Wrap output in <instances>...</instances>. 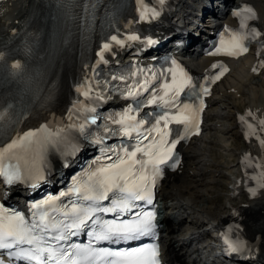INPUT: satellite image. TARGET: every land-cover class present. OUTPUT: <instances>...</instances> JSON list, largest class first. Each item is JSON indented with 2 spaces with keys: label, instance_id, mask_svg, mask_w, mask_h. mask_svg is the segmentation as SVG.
Here are the masks:
<instances>
[{
  "label": "snow or ice",
  "instance_id": "6c2138e0",
  "mask_svg": "<svg viewBox=\"0 0 264 264\" xmlns=\"http://www.w3.org/2000/svg\"><path fill=\"white\" fill-rule=\"evenodd\" d=\"M135 2L143 5L142 9L137 8L140 22L160 16L155 6L149 9L144 0ZM156 2L163 6L166 0ZM85 10H89L87 5ZM233 16L241 18L243 31L225 27L219 44L209 55L238 58L248 51L252 42L259 45L258 58L264 55V31L249 23L258 18L254 9L241 5ZM139 41L149 47L157 43L150 37L142 38L136 33L124 35L119 30L104 38L95 53L96 62L86 66L88 72L75 88L82 99L73 103L66 122L48 121L35 129L18 132L0 113V179L5 185L38 189L52 173L49 157L58 154L63 166L68 167V158L81 151L80 138L97 146L100 153L58 194L31 202L27 215L0 203V264H160L155 243L135 247L100 245H128L145 237L155 239L158 225L154 189L163 174V166L175 169L180 165L176 146L200 134L198 114L206 107L204 97L210 94L211 84L228 69L213 64L212 69L220 71L197 83L172 60L170 67L159 72L133 65L132 70L100 78V66L108 63L106 54ZM4 59L5 53L0 51V61ZM261 68L264 58L259 59L258 67L252 71ZM11 69L19 72L22 64L17 60ZM112 93L131 103L120 111L100 114L97 109ZM182 94L186 100L182 101ZM153 105L155 111L144 112ZM247 117L256 119L251 111ZM247 117H239L246 125L245 138L255 136L264 150V138L256 131L258 127L264 132V119L254 124ZM172 124L182 128L173 129ZM91 126H96L94 133ZM174 134L175 138L169 139ZM112 137L124 139L110 145L107 141ZM245 165L259 169L249 177L257 181L255 187L248 189L254 197L264 189V159L245 157ZM235 230H239V225ZM82 234L87 236L86 243L73 241ZM226 251L243 253L250 251V247L239 238H229Z\"/></svg>",
  "mask_w": 264,
  "mask_h": 264
},
{
  "label": "bare ground",
  "instance_id": "6f19581e",
  "mask_svg": "<svg viewBox=\"0 0 264 264\" xmlns=\"http://www.w3.org/2000/svg\"><path fill=\"white\" fill-rule=\"evenodd\" d=\"M250 2L257 11V24L264 31V0H245ZM32 0H19L15 6V14H11L12 23L9 27H0V39L8 37L19 22L26 16ZM207 0H166L163 6L155 5L160 11V16L154 21L156 31L174 28L180 19L188 20L192 7H206ZM209 9V8H208ZM222 10L213 7L212 17L215 23L221 22L225 17H220ZM203 37L213 30L211 22H203ZM192 35L181 37L188 40ZM194 37V36H193ZM180 38H176L172 49H182ZM183 41V40H182ZM199 42V41H198ZM197 42V43H198ZM133 45V44H132ZM125 48L116 47L115 57L111 58V63L125 60L129 55ZM135 48V47H134ZM130 50L134 51L135 49ZM184 56L190 58L191 65L198 70H205L210 67L213 59H206L197 53L195 49L184 51ZM259 59L257 56L246 57L238 62L221 60L228 71L224 73L220 81V86L215 88L214 93L209 98V107L206 114V127L203 134L192 140L187 146L183 147V161L178 170L167 175L161 185L160 197L163 204V218L161 220L163 258L166 264H225L227 261H218L212 249L209 247L213 241L208 226L216 224L222 230H227L230 220L239 222L238 225L245 233L247 239L253 241L254 250L250 253L257 263L264 264V189L258 191L259 197L249 196L243 188L244 179L241 175L237 176L235 186V197L238 206L222 207L218 199L221 192H216L220 186H224L220 179L224 173L218 168L217 159L220 158L219 150H226V142L234 134L230 132L234 129V123L229 124L227 111H237L233 107L232 98L242 99L250 110H255L260 119H264V68L258 72H253L254 67H258ZM52 77L53 85L47 90L46 96L39 98L35 92L30 93L28 102L22 107L27 111L47 110L45 105L49 98L54 94V85L57 84V77ZM235 106V105H234ZM230 109V110H229ZM21 116L19 115L18 118ZM20 120H16L18 123ZM241 129L238 128V132ZM264 134V132H263ZM255 140V138L249 141ZM248 145L247 149H242L238 156V163L250 155H256L259 160L264 159V150L261 149L259 141ZM218 144V146L216 145ZM224 145H226L224 147ZM193 165L201 166L206 169V173L196 177L193 172ZM223 174L220 175V172ZM228 180V179H227ZM222 184L218 188L216 184ZM215 191V192H214ZM214 193V194H213ZM233 193V191H232ZM220 198V203H222ZM206 245L205 251H200ZM227 260V259H225Z\"/></svg>",
  "mask_w": 264,
  "mask_h": 264
},
{
  "label": "rangeland",
  "instance_id": "374dc122",
  "mask_svg": "<svg viewBox=\"0 0 264 264\" xmlns=\"http://www.w3.org/2000/svg\"><path fill=\"white\" fill-rule=\"evenodd\" d=\"M19 0H0V27H4L6 28L8 26V22L10 21L9 16L7 17V14L11 11L12 8V4H17ZM217 86V85H216ZM220 86V85H218ZM232 102L233 107H235V109L237 110H242L244 107H246L247 105L244 104V102L242 101V99H236V98H232V100H230ZM235 105V106H234ZM230 110V109H229ZM232 113L231 110L227 111V114L229 115L228 117V123L229 124H233L232 122ZM231 134H234L233 137L228 140L224 145V147L226 146V150H219V156L220 158L217 159V163H218V168L224 173V175H226V177H224L222 174V172H220V175H222L223 178L220 179L223 181L224 186L220 183L216 184L214 187L219 189H216V192H221L222 196L220 195L218 199L219 204L222 207L225 206H230V205H238V200L237 198H232L230 195H232V192L230 191V187L231 184L230 182H232V180L234 179V177L236 176V173L238 172V156L237 154L246 147V142H244L240 137L237 136V132L235 129H232V131L230 132ZM218 146V144H216ZM228 179V180H227ZM214 191V192H215ZM214 194V193H213ZM220 194V193H219ZM222 197V203H220V198Z\"/></svg>",
  "mask_w": 264,
  "mask_h": 264
}]
</instances>
